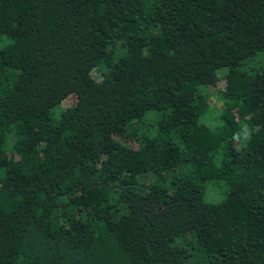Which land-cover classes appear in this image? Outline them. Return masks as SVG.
I'll return each mask as SVG.
<instances>
[{
	"label": "trees",
	"instance_id": "1",
	"mask_svg": "<svg viewBox=\"0 0 264 264\" xmlns=\"http://www.w3.org/2000/svg\"><path fill=\"white\" fill-rule=\"evenodd\" d=\"M0 264H264V0H0Z\"/></svg>",
	"mask_w": 264,
	"mask_h": 264
}]
</instances>
